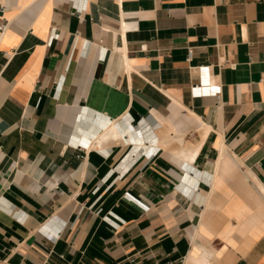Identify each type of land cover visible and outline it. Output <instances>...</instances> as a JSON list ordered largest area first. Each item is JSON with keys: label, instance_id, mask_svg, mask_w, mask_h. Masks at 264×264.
I'll list each match as a JSON object with an SVG mask.
<instances>
[{"label": "crops", "instance_id": "0c3cea01", "mask_svg": "<svg viewBox=\"0 0 264 264\" xmlns=\"http://www.w3.org/2000/svg\"><path fill=\"white\" fill-rule=\"evenodd\" d=\"M0 24V264H264V0H0Z\"/></svg>", "mask_w": 264, "mask_h": 264}, {"label": "built area", "instance_id": "2783aa9c", "mask_svg": "<svg viewBox=\"0 0 264 264\" xmlns=\"http://www.w3.org/2000/svg\"><path fill=\"white\" fill-rule=\"evenodd\" d=\"M7 25L6 24H0V34L3 35L4 32L6 31ZM193 55V51L190 48L188 51V59H191ZM208 74V68L204 67L201 69V75H202V80L200 82V84L195 85L193 87V93L195 96H201L204 94V90L209 88V85L207 84V80H205V77ZM131 262H134L133 260H131Z\"/></svg>", "mask_w": 264, "mask_h": 264}, {"label": "bare ground", "instance_id": "6f19581e", "mask_svg": "<svg viewBox=\"0 0 264 264\" xmlns=\"http://www.w3.org/2000/svg\"><path fill=\"white\" fill-rule=\"evenodd\" d=\"M260 188L262 189V191H264V189L262 188V186L260 185Z\"/></svg>", "mask_w": 264, "mask_h": 264}]
</instances>
